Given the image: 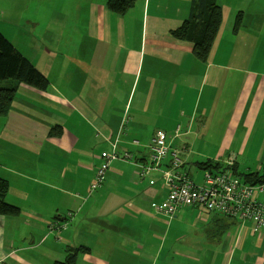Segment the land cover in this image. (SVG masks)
Wrapping results in <instances>:
<instances>
[{"label":"crops","instance_id":"0c3cea01","mask_svg":"<svg viewBox=\"0 0 264 264\" xmlns=\"http://www.w3.org/2000/svg\"><path fill=\"white\" fill-rule=\"evenodd\" d=\"M107 3L0 0V33L50 81L21 84L0 115V177L20 209L0 215V264H54L73 247L89 248L78 264H264V226L200 207L154 214L164 174L143 173L156 130L197 183L230 155L243 179L264 172V0H217L206 61L171 34L192 0H137L123 15ZM116 140L135 160H113L91 189Z\"/></svg>","mask_w":264,"mask_h":264},{"label":"built area","instance_id":"2783aa9c","mask_svg":"<svg viewBox=\"0 0 264 264\" xmlns=\"http://www.w3.org/2000/svg\"><path fill=\"white\" fill-rule=\"evenodd\" d=\"M128 121L129 118L125 115L121 131L126 129ZM180 132L181 127L178 126L176 136ZM132 142L135 145L140 144L136 139ZM148 148L149 165L143 166V173H149L153 169L162 170L167 186L166 199L154 207L156 212L172 217L183 206H199L210 212L221 213L228 218L254 220L257 227L264 226V202L257 199L258 194L264 193V181L252 184L235 174L234 166L237 161L234 155H230L222 167L205 170L203 181L197 183L184 168L182 151L174 148L171 142L167 141V134L164 131L154 132ZM121 157L135 160L131 153L120 154L116 140L112 150L102 154L104 161L97 169L91 189L99 187L104 182L111 162ZM72 216V212L67 214L69 218Z\"/></svg>","mask_w":264,"mask_h":264},{"label":"trees","instance_id":"16d2710c","mask_svg":"<svg viewBox=\"0 0 264 264\" xmlns=\"http://www.w3.org/2000/svg\"><path fill=\"white\" fill-rule=\"evenodd\" d=\"M136 2L137 0H108L107 7L111 12L123 15ZM222 17V8L217 4V0H192L189 18L180 27L173 29L171 34L177 39L192 42L194 54L199 59L206 61L219 32ZM241 18L242 15L239 14L236 28L240 26ZM21 84L44 91L49 87L50 81L0 33V115L9 113L17 89ZM55 134H61V130L56 131ZM205 166L212 170L222 167L220 163L209 162L205 163ZM243 175L244 180L252 184L264 181V172L262 174L251 172ZM8 189V182L0 177V215L15 217L20 214V209L6 201ZM88 251L89 248L86 247L69 248L65 258L57 260L54 264H78L79 256Z\"/></svg>","mask_w":264,"mask_h":264},{"label":"rangeland","instance_id":"374dc122","mask_svg":"<svg viewBox=\"0 0 264 264\" xmlns=\"http://www.w3.org/2000/svg\"><path fill=\"white\" fill-rule=\"evenodd\" d=\"M165 133H166V132H165ZM166 134H167V133H166ZM168 140H170V138H169V136L167 135V141H168ZM192 176L196 179V177L194 176V174H193ZM185 207H193V206H183V207H181V208L179 209V211H180L181 209H183V208L185 209ZM152 209H153V211H154V212L152 211L154 214H158V215H161V216H164V217H168V218H169V216H167V215H164V214H161V213L156 212L155 208H152Z\"/></svg>","mask_w":264,"mask_h":264},{"label":"clouds","instance_id":"9594fccd","mask_svg":"<svg viewBox=\"0 0 264 264\" xmlns=\"http://www.w3.org/2000/svg\"><path fill=\"white\" fill-rule=\"evenodd\" d=\"M107 152H109V151H107ZM103 153H104V152H103ZM103 153H102V154H103Z\"/></svg>","mask_w":264,"mask_h":264}]
</instances>
